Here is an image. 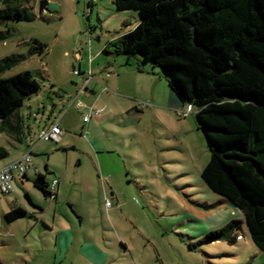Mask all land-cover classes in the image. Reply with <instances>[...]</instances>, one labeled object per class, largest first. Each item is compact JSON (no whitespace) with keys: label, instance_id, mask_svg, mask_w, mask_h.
Here are the masks:
<instances>
[{"label":"rangeland","instance_id":"374dc122","mask_svg":"<svg viewBox=\"0 0 264 264\" xmlns=\"http://www.w3.org/2000/svg\"><path fill=\"white\" fill-rule=\"evenodd\" d=\"M40 2L47 3L41 13ZM34 8L37 19L17 23L0 42V62L23 57L2 77L17 76L38 87L19 110L24 138L37 144L31 156L35 167L49 182L61 184L58 200L49 202L52 208L42 218L58 232L66 213L79 227L73 205L84 218L82 231L91 233L106 254V264H264L242 213L221 204L223 199L203 182L210 157L207 142L194 114L183 117L166 106L165 79L161 77L152 101L144 97L147 91L137 99L99 78L107 59L125 64L126 57L104 50L138 26V12H117L113 0H36ZM34 40L47 46L44 54L30 55ZM91 87L96 94L88 98L84 90ZM81 104L88 106L78 109ZM90 108L99 116L85 124ZM54 121H61V140L38 142L39 133ZM0 149L8 154L0 165L26 154L24 145L1 132ZM30 176L24 183L14 181L10 196L0 193L1 264H76L72 255L60 262L53 249H43L49 238L39 226L31 229L32 217L5 220L15 205L29 207L26 193L36 203L48 202L32 184L36 175ZM111 187L122 194L121 209ZM107 203L114 206L110 213ZM55 209L60 221L53 220ZM233 221L241 222L234 243L206 240Z\"/></svg>","mask_w":264,"mask_h":264},{"label":"trees","instance_id":"16d2710c","mask_svg":"<svg viewBox=\"0 0 264 264\" xmlns=\"http://www.w3.org/2000/svg\"><path fill=\"white\" fill-rule=\"evenodd\" d=\"M0 42L19 22L37 19L36 0H0ZM117 12H138V26L111 41L104 52L135 61L139 72L160 69L171 92L191 106L210 154L201 178L244 216L253 244L264 254V0H113ZM32 54L47 46L34 40ZM23 59L0 62V132L22 144L19 110L38 87L2 74ZM151 65V69L147 67ZM8 154L0 149V158ZM47 171V166L45 167ZM26 175L23 177L25 178ZM34 187L47 199L57 194L38 173ZM27 201L36 207L29 194ZM72 207L71 205H69ZM40 209V208H39ZM32 217L13 207L8 223ZM241 230L233 221L206 237L228 239Z\"/></svg>","mask_w":264,"mask_h":264},{"label":"crops","instance_id":"0c3cea01","mask_svg":"<svg viewBox=\"0 0 264 264\" xmlns=\"http://www.w3.org/2000/svg\"><path fill=\"white\" fill-rule=\"evenodd\" d=\"M113 56V55H112ZM116 61H112L110 58L107 59L106 64L103 68H100L98 71L99 78L104 79L105 84L107 86V83L110 86H113V88H116L117 90L128 94V96H132L135 98H143L142 96L144 94L139 95L141 92L147 91L148 94L144 96L145 98L151 99L152 101H155V88L158 85V83L161 81V75L156 69L154 70H149L146 72H139L136 69L135 61H130L129 64H127V60L125 64L119 63L116 65ZM117 69H120L119 71ZM94 76V74H93ZM163 78V77H162ZM164 79V78H163ZM166 81V80H165ZM169 88V87H168ZM131 90L128 92L127 90ZM86 93L85 95L88 98H93L95 97V88H87L84 90ZM165 104L168 106L170 109L174 111H179L183 107L181 102L174 96V94L171 92L169 89L166 95L165 99ZM88 106V105H87ZM95 110V109H94ZM67 112L64 114L66 115ZM99 116L97 115H92V117ZM63 119V118H61ZM61 122V121H60ZM60 122L54 121L51 123L48 127L50 128L53 124L59 123ZM84 123V122H83ZM86 124V123H85ZM38 142H41L38 140ZM22 145L25 146V152L26 153H31V156L33 155L34 148L36 147L37 144H32L27 142V137L22 141ZM5 165V164H4ZM3 166V165H0ZM46 167V166H45ZM30 173H34V175H38V173H41L37 167H35L34 163L32 162V167L26 174L25 178L22 179H16L20 181V183H24L30 180ZM57 179H53L52 182ZM51 183V182H50ZM33 184V182H32ZM60 182L58 181L57 187L54 189V192L57 194L56 199H47L48 202L44 203H36L32 200L33 204L36 206H32L29 202V207L25 206V210L29 214H33V222L31 224V229L40 227V233H42L43 236L49 239L43 240V246L45 250L47 249H53L55 251V257L54 259H61L60 262H63L66 260L70 255L74 257V261L76 264H106L107 256L104 254V251L94 240V236L89 233L88 231H82V226L84 223V218L82 217L81 214L77 213V211L74 210L73 205L72 207V212L76 216V218L79 220V227H76V224H74L72 217H70L68 214H64V219L65 221L62 222L58 218V213L57 209L53 211V220H59L60 221V226L61 229L60 231L56 232L54 227L50 226L43 218L42 216L49 212L51 210V204L49 202H56L59 197V190H60ZM112 198L116 199L118 208L121 209L123 202H122V194L121 196H118L112 188ZM28 194V193H26ZM69 205V204H68ZM16 206V205H15ZM113 205L110 207L107 206L106 204V210L108 213L113 211ZM40 208V209H39ZM80 215V216H79ZM52 239V240H51ZM122 248H126L124 244H121ZM67 249V250H66ZM100 256V259L97 255ZM1 264V262H0ZM25 264H34L33 261L31 262H25Z\"/></svg>","mask_w":264,"mask_h":264},{"label":"built area","instance_id":"2783aa9c","mask_svg":"<svg viewBox=\"0 0 264 264\" xmlns=\"http://www.w3.org/2000/svg\"><path fill=\"white\" fill-rule=\"evenodd\" d=\"M92 79V76L85 78V87ZM87 108L85 104L78 106V109ZM180 116L186 117L188 114L193 113L191 106H188L186 109L178 111ZM99 114V111L90 108V113L83 118L84 123H88L92 118V115ZM62 130L59 123L53 124L50 128L43 129L39 133V141L45 142H54L58 143L61 140ZM32 167L31 153L24 154L21 158L16 159L15 161L8 163L7 165L0 166V193L4 196H10L15 191L14 181L16 179H22ZM58 185V180L52 182V188L55 189ZM107 206L110 207V203H107Z\"/></svg>","mask_w":264,"mask_h":264},{"label":"water","instance_id":"95a60500","mask_svg":"<svg viewBox=\"0 0 264 264\" xmlns=\"http://www.w3.org/2000/svg\"><path fill=\"white\" fill-rule=\"evenodd\" d=\"M46 6H47L46 2H40V4H39V13H41L43 10H45Z\"/></svg>","mask_w":264,"mask_h":264}]
</instances>
